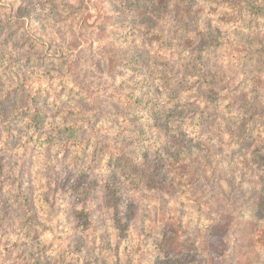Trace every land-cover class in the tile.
Returning <instances> with one entry per match:
<instances>
[{
    "label": "rangeland",
    "instance_id": "1",
    "mask_svg": "<svg viewBox=\"0 0 264 264\" xmlns=\"http://www.w3.org/2000/svg\"><path fill=\"white\" fill-rule=\"evenodd\" d=\"M215 8L211 0H0V264H152L158 231L117 228L99 170L107 147L128 153L141 141L139 159L165 164L156 171L165 178L162 228L178 220L185 240L198 222V246L187 239L184 255L194 264H264V133L245 149L204 135L173 157L176 133L194 137L206 90L198 89L199 23L216 21ZM219 48L210 67L226 71L219 93L228 98L206 110L207 126L249 88ZM132 57L141 66L130 68ZM154 102L169 121L157 131L145 118ZM138 197L127 192L139 205L132 222L143 225L149 206ZM197 251L198 262L190 257Z\"/></svg>",
    "mask_w": 264,
    "mask_h": 264
},
{
    "label": "trees",
    "instance_id": "2",
    "mask_svg": "<svg viewBox=\"0 0 264 264\" xmlns=\"http://www.w3.org/2000/svg\"><path fill=\"white\" fill-rule=\"evenodd\" d=\"M211 1L215 3V9H220L222 12L216 16V21L204 19L202 23H199L203 29L198 30V42L202 39L200 44L198 43V89L200 90L202 86H205L206 90H200L198 95V106L201 108L198 107V113L195 120L192 121L190 131V135L194 137L190 139L186 133H176L180 147L175 149L176 153L173 157H178L180 150L186 152V148L189 145L195 147L196 145L190 142L197 137L200 139L204 135H208L209 142L217 139L221 145L223 144L221 142L223 136H230L231 140L228 144L231 148L236 144V147L245 149L247 147L246 139L252 138L255 133H264V119L260 117L264 113V0ZM205 2L206 0H204ZM121 3L128 7L132 4H138L139 0H121ZM64 6L67 7V3ZM125 19L127 17L122 18V20ZM222 28H224L226 33L223 37L217 34ZM230 36L231 38H229ZM221 37L224 41L219 42L218 40ZM217 47H220L218 49L220 51L223 48L228 52L227 58L233 60L231 66L234 69H229L228 72L236 73V76L242 77L248 83L249 88L238 107L233 103H227L225 109H222L218 115L213 113L215 124L207 126L206 110H211V107L215 108L217 106L215 99H218L219 102L228 98L226 93H219L221 91L226 92V71L210 67L212 57L217 54ZM129 63L130 68L141 66V62L135 60V57H132ZM135 101L134 109L140 108V100L137 99ZM141 103L150 105L147 100ZM161 114L163 113L160 112L158 105L154 102L145 117L149 122V127L152 126V120L154 121L153 126L156 131L162 130L163 125L167 126L169 123V121L166 123L161 120ZM36 124H39V122L36 121ZM73 124L71 123L66 128L70 129L71 133L76 130ZM132 124L134 123L132 122ZM86 142L87 140H82L73 142V144H76L79 148ZM144 146L143 141L136 143V148L128 153L107 147L100 155L101 166L99 170L102 172L101 175L107 179L108 190L110 191L109 198L112 199L113 204V223H116L117 228H120L121 231L133 227L138 235L139 233L142 235L147 230L149 232L158 231L156 235L159 238L155 239L154 242L158 253L155 255L152 264H194V259H188L184 253L188 250V241L194 242L196 240L198 246V222L195 223L197 235L187 238L188 241L187 239L184 240L181 235L182 231L178 225V220L174 219L173 225L168 229L162 228L159 218L160 215L164 214V206L159 197L165 194L163 188L165 178L163 173L156 171L160 170L162 172L165 164L161 163L159 156L150 159L151 155L148 156L146 154L144 156L143 154L144 158L139 159V153L143 152ZM213 146H215V143H212L207 148L212 150L211 147ZM170 148L169 146H161L160 150L161 152L169 153ZM260 156H263L262 159H264V154ZM149 162L153 163V168L146 171L144 170V165ZM214 162L218 161L207 159L205 163L210 165ZM197 163L198 161L190 160V164L194 165L193 169L196 174L198 173ZM199 178H203V176L200 175ZM127 192L139 194L140 197L137 199L144 200L149 206L148 210H145L148 213V217L145 221L143 220V225H135L132 222L131 217L139 213V205L132 199L126 198ZM123 201L125 202L124 206H122ZM122 207H124L123 213H121ZM219 225L220 222H216V226ZM216 226L210 223L208 228L212 231ZM119 248L120 246H117V249ZM118 253L119 251L117 250V255H115L119 256ZM192 256H196V261L198 262V251L191 254L190 257Z\"/></svg>",
    "mask_w": 264,
    "mask_h": 264
}]
</instances>
